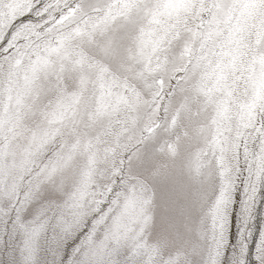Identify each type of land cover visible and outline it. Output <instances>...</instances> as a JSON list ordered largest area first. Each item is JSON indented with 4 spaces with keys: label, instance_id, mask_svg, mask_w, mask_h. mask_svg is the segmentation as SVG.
<instances>
[{
    "label": "snow or ice",
    "instance_id": "snow-or-ice-1",
    "mask_svg": "<svg viewBox=\"0 0 264 264\" xmlns=\"http://www.w3.org/2000/svg\"><path fill=\"white\" fill-rule=\"evenodd\" d=\"M0 264H264V0H0Z\"/></svg>",
    "mask_w": 264,
    "mask_h": 264
}]
</instances>
